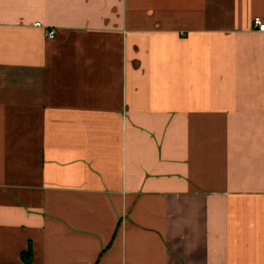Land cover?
Wrapping results in <instances>:
<instances>
[{"label": "crops", "instance_id": "1", "mask_svg": "<svg viewBox=\"0 0 264 264\" xmlns=\"http://www.w3.org/2000/svg\"><path fill=\"white\" fill-rule=\"evenodd\" d=\"M257 16L0 0V264H264Z\"/></svg>", "mask_w": 264, "mask_h": 264}, {"label": "built area", "instance_id": "2", "mask_svg": "<svg viewBox=\"0 0 264 264\" xmlns=\"http://www.w3.org/2000/svg\"><path fill=\"white\" fill-rule=\"evenodd\" d=\"M253 23H254V26L256 27V29L264 31V17H260V16L255 17L253 20ZM36 24L41 25V23L39 21L36 22ZM54 32H55L54 30L48 31V36L54 37L55 36Z\"/></svg>", "mask_w": 264, "mask_h": 264}, {"label": "trees", "instance_id": "3", "mask_svg": "<svg viewBox=\"0 0 264 264\" xmlns=\"http://www.w3.org/2000/svg\"><path fill=\"white\" fill-rule=\"evenodd\" d=\"M31 257H32V249L31 248H29L27 251L23 252V258L25 259V262L27 264H30Z\"/></svg>", "mask_w": 264, "mask_h": 264}]
</instances>
